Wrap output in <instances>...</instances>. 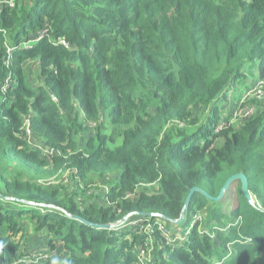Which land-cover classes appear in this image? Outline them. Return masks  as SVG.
Segmentation results:
<instances>
[{"label":"trees","instance_id":"16d2710c","mask_svg":"<svg viewBox=\"0 0 264 264\" xmlns=\"http://www.w3.org/2000/svg\"><path fill=\"white\" fill-rule=\"evenodd\" d=\"M39 32L43 39L21 47ZM254 70L264 79V0L1 5L0 264L43 248L42 237L66 251L51 264H134L139 237L130 227L73 216L178 219L191 188L217 196L238 172L254 202L240 179L229 187L237 183L230 211L226 195L195 191L180 225L202 211L206 230L196 225L182 246H157L155 264L264 263V100L246 120L231 122L224 110ZM39 145L56 152L46 158ZM26 219L36 246L16 238Z\"/></svg>","mask_w":264,"mask_h":264},{"label":"built area","instance_id":"2783aa9c","mask_svg":"<svg viewBox=\"0 0 264 264\" xmlns=\"http://www.w3.org/2000/svg\"><path fill=\"white\" fill-rule=\"evenodd\" d=\"M16 0H0V6L7 4L14 7ZM46 32H39L32 39L26 40L22 43L21 47L31 48L35 43L44 38ZM62 44L67 45L64 40H61ZM14 48L8 46V52L11 53ZM6 81V84H8ZM6 90V88H4ZM264 100V79H259L254 84L245 90L240 97L239 103L232 111L231 122H237L240 120H246L251 118L258 108L260 101ZM229 111V110H225ZM222 124L220 125V127ZM219 127V129H220ZM27 132L30 135L31 130L29 125L26 126ZM41 152L46 158H51L56 152L55 149L41 147ZM159 218L153 221L150 216L145 214H139L131 212L123 219L117 220L113 223L114 226H126L130 227L139 239L132 243L131 251L136 254L137 259L134 264H155L157 255V246L164 244L173 247L182 246L184 242H187L188 236L192 229L198 225L200 233H203L204 228V214L202 211H196L190 220V224L187 228H184L180 224L169 222L163 215H157ZM63 248H52L44 246L37 250L28 251L24 253L18 259L11 264H50V261L59 253L58 251Z\"/></svg>","mask_w":264,"mask_h":264},{"label":"rangeland","instance_id":"374dc122","mask_svg":"<svg viewBox=\"0 0 264 264\" xmlns=\"http://www.w3.org/2000/svg\"><path fill=\"white\" fill-rule=\"evenodd\" d=\"M31 65H32V69H30L29 70V79L30 80H34L35 78H34V68H36V66H37V64H36V62H32L31 63ZM249 72L250 71H247V73H246V79H244V80H240L238 83H237V85H236V87H235V90H233V91H236V89L237 90H239L241 87H244L242 90H240L241 91V94H240V96H239V98H236L235 97V94L238 92V91H236V92H231V95H230V100H229V110H231V109H233V108H235L236 106H237V104L239 103V100H240V97L243 95V93L245 92V90L246 89H248L249 87H251L253 84H254V82H256V81H258L259 79H261V78H258L257 77V72L254 70V72H256V75H251V74H249ZM195 114H200V115H202V112H201V110H200V108L198 107V108H196L195 109ZM105 128L108 130L110 127H109V123H107V121L105 122ZM108 131H110V130H108ZM121 140L120 139H118V141L116 142V144H118L119 142H120ZM37 145V144H36ZM26 174V173H25ZM27 175V174H26ZM63 179L65 180V181H67V179H68V177H69V170H67V171H65V172H63ZM115 177V175L113 174V175H111V178H114ZM42 181L43 182H46L47 184H51L50 182H47V181H44L43 179H42ZM49 181V180H48ZM237 184V183H236ZM236 184L234 185V187H232V188H228V192L225 194L226 196L224 197V199H223V201H222V205H223V207H224V209H225V211H230V209L232 208V207H234L235 206V204H236V202H237V186H236ZM230 187V186H229ZM24 226V229H25V231H21L20 232V234L18 235V237H16L17 239H19L20 238V240L21 241H24V243H27V242H34L35 241V246L37 245V241L35 240L38 236H35L34 234L36 233L35 232V230H34V228H33V223L32 222H30V220L29 219H26L25 220V224L23 225ZM39 237H42V236H40L39 235ZM43 238V240L42 241H40V242H42V243H39V244H43L44 242H47V240L45 239V237H42ZM45 244V243H44ZM62 244V243H61ZM63 247V246H62ZM60 248V247H59ZM257 264H264L263 263V259L261 258V257H259V259H258V261H257Z\"/></svg>","mask_w":264,"mask_h":264},{"label":"water","instance_id":"95a60500","mask_svg":"<svg viewBox=\"0 0 264 264\" xmlns=\"http://www.w3.org/2000/svg\"><path fill=\"white\" fill-rule=\"evenodd\" d=\"M237 179L241 180V182H242V191L244 192V194H245L246 198L248 199V201L254 202L253 196H252V194L250 193V191L248 189V180H247L245 174L242 173V172H238V173L232 174L231 176H229L227 178V180L223 184V186L220 189L219 194L217 196H212L206 190H204L203 188L198 187V186H195V187L191 188V190L188 193V195L186 197V200L184 202V206H183V209H182L180 217L178 219H172V218H169V217H166V216H164V217L169 222H174V223H177V224H181L183 222V220L185 219L186 210H187V208L189 206L191 196H192V194L195 191H200L203 195H205L207 198H209L211 200L219 201V200H221L224 197V195L226 194V191L228 190V188L231 185V183L234 180H237ZM33 204H34V202H33ZM146 214L150 215V213H146ZM73 217H75V218H77V219H79V220H81L83 222H86V223H88L90 225H93V226H96V227H100V228H111V226H112L111 223H93L91 221H88V220L84 219L83 217H81L79 215H74Z\"/></svg>","mask_w":264,"mask_h":264},{"label":"crops","instance_id":"0c3cea01","mask_svg":"<svg viewBox=\"0 0 264 264\" xmlns=\"http://www.w3.org/2000/svg\"><path fill=\"white\" fill-rule=\"evenodd\" d=\"M244 87H241L239 90H237L236 89V91H238L236 94H235V97L236 98H239V96H240V94H241V91L240 90H242ZM224 110H229V103H228V101L226 102V104H225V108H224Z\"/></svg>","mask_w":264,"mask_h":264},{"label":"clouds","instance_id":"9594fccd","mask_svg":"<svg viewBox=\"0 0 264 264\" xmlns=\"http://www.w3.org/2000/svg\"><path fill=\"white\" fill-rule=\"evenodd\" d=\"M232 92H236V91H232ZM253 199H254V198H253ZM145 215H147V214H145ZM147 216H148V215H147ZM124 217H125V216H124ZM124 217H123V218H124ZM123 218H122V219H123ZM120 220H121V219H120ZM111 224H112L111 228H114V229L117 228V226H114L113 223H111ZM120 227H126V226H120ZM44 243H45L44 246H47V242H44ZM60 244H61V243H60ZM62 246H63V244H62ZM63 252H64L63 254H66L65 249H63ZM50 264H51V261H50Z\"/></svg>","mask_w":264,"mask_h":264}]
</instances>
